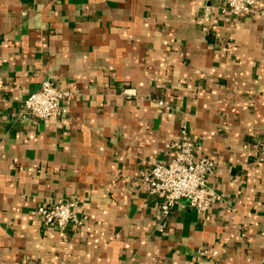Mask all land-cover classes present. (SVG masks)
<instances>
[{
    "label": "crops",
    "instance_id": "crops-1",
    "mask_svg": "<svg viewBox=\"0 0 264 264\" xmlns=\"http://www.w3.org/2000/svg\"><path fill=\"white\" fill-rule=\"evenodd\" d=\"M45 80L56 123L21 115ZM183 124L220 202L162 217L136 180ZM263 141L264 0H0V264H264ZM68 200L62 238L36 209Z\"/></svg>",
    "mask_w": 264,
    "mask_h": 264
},
{
    "label": "built area",
    "instance_id": "built-area-1",
    "mask_svg": "<svg viewBox=\"0 0 264 264\" xmlns=\"http://www.w3.org/2000/svg\"><path fill=\"white\" fill-rule=\"evenodd\" d=\"M221 11L235 19L253 15L256 0H219ZM71 92L52 80H45L39 88L30 93L23 102L21 115L31 116L40 121L58 122L66 116L65 99ZM126 96H129L126 93ZM158 106L163 103L159 101ZM264 155V141L259 143ZM173 154L167 163L152 161L146 171L136 180L150 195L161 196L158 211L167 216L181 201L197 214L204 215L220 202V197L208 187V177L216 163L197 155L198 148L191 140L186 125L179 129L178 140L171 145ZM79 204L76 200L59 201L55 204L38 206L37 216L45 228L54 229L63 238L69 229H78L82 221L76 215Z\"/></svg>",
    "mask_w": 264,
    "mask_h": 264
}]
</instances>
